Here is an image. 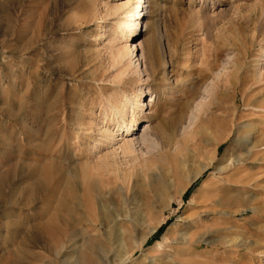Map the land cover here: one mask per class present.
Returning a JSON list of instances; mask_svg holds the SVG:
<instances>
[{
    "label": "rangeland",
    "instance_id": "374dc122",
    "mask_svg": "<svg viewBox=\"0 0 264 264\" xmlns=\"http://www.w3.org/2000/svg\"><path fill=\"white\" fill-rule=\"evenodd\" d=\"M125 1L0 0V264H264V0ZM132 119L139 160L77 182Z\"/></svg>",
    "mask_w": 264,
    "mask_h": 264
},
{
    "label": "bare ground",
    "instance_id": "6f19581e",
    "mask_svg": "<svg viewBox=\"0 0 264 264\" xmlns=\"http://www.w3.org/2000/svg\"><path fill=\"white\" fill-rule=\"evenodd\" d=\"M151 0H126L122 5L120 6H117L118 8H113V12L117 11L118 9H121V8H126V15H125V20H121L119 23L121 25L123 24H126L127 22H129V17L131 15H133V11L137 12L138 13V16H140L141 14L143 15V17L145 16V13H144V9H148V6H150V4H146L147 2L149 3ZM261 1V0H260ZM151 7V6H150ZM148 12H151V10H148ZM138 24H140V21H138ZM140 45H138L137 48H142V47H139ZM113 47H115V44H113ZM114 55H115V58L117 59L118 63L120 62L121 66L124 67H127V64L131 65V63L133 62L132 59L130 60V62L128 63L129 60H127L130 52H131V49L129 46H123L122 48H114ZM135 58H136V62L139 61L141 59V57L139 56V52H136L135 54ZM138 65H140V62L138 63ZM204 65V64H203ZM207 65L210 66V62L207 61ZM141 70L143 69L144 67V64L142 63L141 64ZM146 67V66H145ZM123 69V68H122ZM146 69H143V71H145ZM146 72V71H145ZM140 95H141V92H140ZM139 102V101H138ZM138 106H140L141 104L140 103H137ZM144 106V104H143ZM136 121V120H135ZM135 121L132 119L128 125H127V131L128 133L126 135H122V138L121 140H124V143L121 144L118 148H116V145L114 148L109 149V151H107L104 155H102V158L100 159V162L99 160L98 161H95L93 159V151L96 150V148L100 147V146H107L105 145L106 143L107 144H111L113 143L114 141L120 139L121 137V134L117 133L116 131H112L108 128H104V130H102L103 132V139L101 141V143L98 142L97 145L95 144H92L89 148V154H85L84 150L82 149L81 152H79L78 154V158L79 157H82L84 158V162L81 161L82 159L77 160L75 163H73V166L71 167L72 168V174H75V176H77V182H78V173L81 172L82 176H84L85 174L89 175V177H95L96 176V171L98 170V167L100 169H105L106 171H109L110 173H114L116 176H118L119 178L120 177H124V174H125V170L121 167V164H120V154L122 153V160L123 161H128V162H131L132 161H137L139 160L138 159V154H137V142L136 140L138 138H128L130 136H133V133H132V129H133V126H135ZM111 124V123H110ZM150 129H152L151 125H149V123H146L145 124V128L142 130L143 133H146V132H149L151 131ZM101 132V133H102ZM261 135V131L259 133V130H255V127L253 126L252 127V131H249L248 134H247V140L246 142L248 144H250V148L249 150H251V148L255 147L257 142L260 140V136ZM67 136V134H66ZM65 137V136H64ZM105 142V143H103ZM114 144V143H113ZM247 144V145H248ZM66 149H67V146H62V148H59L58 146H53L51 148V153L49 152L48 155V158H49V163L50 165L52 166L53 165V169H52V181L53 183H57L59 182V178H60V171L62 169V165L59 164L60 162L57 161V159L61 160V161H70L68 158V156L66 155ZM119 149H121V152L119 151ZM82 154V155H81ZM50 156V157H49ZM77 158V159H78ZM41 160V159H39ZM122 161V162H123ZM71 162V161H70ZM127 162V164H129ZM89 164L87 166V168H90V169H86V165ZM90 166V167H89ZM87 170H89V173H86ZM81 176V177H82ZM198 176V173L195 174L194 176L190 177L188 180V182L185 184V186L183 187V189H181V195L184 194L186 188L188 187V184L192 181H194ZM49 180L51 181V178L49 177ZM104 181V178H101V183ZM122 187V186H121ZM163 191L161 192V195H163ZM78 197V195L76 196ZM77 202L81 203L80 199L77 200ZM76 202V203H77ZM78 207H80V204H78ZM254 209V208H253ZM86 217H89V220H91L92 218L90 217L89 214L86 213ZM54 219H56V221L54 223L51 222V224L48 226V231L53 235L55 234L57 231H59L60 233L63 234V231L62 229H60L58 227V223H59V220H58V216L55 214L53 215ZM97 218V216H95L93 219ZM80 219H84V218H80ZM73 212L69 213V214H66L63 216L62 220L63 222L65 223H68V224H78V222H80L79 220ZM78 221V222H77ZM85 222V221H84ZM162 222V220H160L159 224ZM158 228V226H155L153 228H150L148 231L144 232L141 236V245L139 246H142L148 239L149 237L155 232V230ZM58 236H53V238H57ZM167 237H165V240L167 241L168 239H166ZM138 246V244L136 245ZM72 248V246H69ZM125 255L123 256H120V260L119 261V264H123L122 262H125V260L127 259L126 257H124Z\"/></svg>",
    "mask_w": 264,
    "mask_h": 264
},
{
    "label": "trees",
    "instance_id": "16d2710c",
    "mask_svg": "<svg viewBox=\"0 0 264 264\" xmlns=\"http://www.w3.org/2000/svg\"><path fill=\"white\" fill-rule=\"evenodd\" d=\"M187 197V196H186ZM169 222V221H168ZM167 222V223H168ZM167 223H165L163 226H161L160 228H159V230L157 231V233L156 234H160L163 230H164V228H165V226L167 225Z\"/></svg>",
    "mask_w": 264,
    "mask_h": 264
}]
</instances>
